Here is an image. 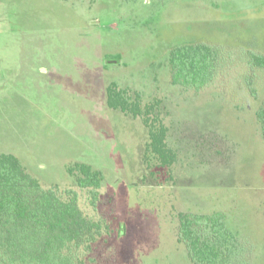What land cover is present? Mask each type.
Instances as JSON below:
<instances>
[{"label": "rangeland", "instance_id": "1", "mask_svg": "<svg viewBox=\"0 0 264 264\" xmlns=\"http://www.w3.org/2000/svg\"><path fill=\"white\" fill-rule=\"evenodd\" d=\"M196 43L224 59V76L199 92L172 85L167 69L173 47ZM254 53L264 55V0H0V154L45 188L77 190L66 168L78 163L101 172L96 208L86 191L80 206L111 231L88 264H192L179 212L222 214L240 246L234 264H264V71L245 65ZM111 83L159 103L172 180L142 181L147 131L107 108Z\"/></svg>", "mask_w": 264, "mask_h": 264}, {"label": "trees", "instance_id": "2", "mask_svg": "<svg viewBox=\"0 0 264 264\" xmlns=\"http://www.w3.org/2000/svg\"><path fill=\"white\" fill-rule=\"evenodd\" d=\"M220 50L200 43L173 47L167 58L170 83L193 92L209 87L224 74ZM245 65L252 72L264 71L263 53H254ZM247 83L251 81L244 83L248 90ZM105 100L108 109L140 117L146 128L142 181L154 179L158 186L162 185L164 182L157 177L160 171L166 182L172 180L170 168L177 154L168 146V128L157 112L159 103L141 105L114 83L106 87ZM256 121L258 134L264 140V108L256 112ZM66 171L74 178L77 190L45 188L16 156L0 154V264L93 262L90 258L93 247L111 229L103 219H95L83 211L80 192H87L86 204L94 211L103 177L86 164L68 166ZM176 216L177 240L184 245L192 264H234L241 258L240 246L226 228L222 214L179 212Z\"/></svg>", "mask_w": 264, "mask_h": 264}]
</instances>
